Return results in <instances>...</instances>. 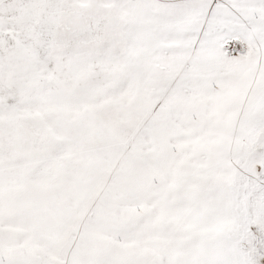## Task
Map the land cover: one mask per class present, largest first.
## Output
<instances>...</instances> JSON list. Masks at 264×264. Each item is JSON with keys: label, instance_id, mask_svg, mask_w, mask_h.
I'll return each instance as SVG.
<instances>
[{"label": "snow or ice", "instance_id": "1", "mask_svg": "<svg viewBox=\"0 0 264 264\" xmlns=\"http://www.w3.org/2000/svg\"><path fill=\"white\" fill-rule=\"evenodd\" d=\"M0 264H264V0H0Z\"/></svg>", "mask_w": 264, "mask_h": 264}]
</instances>
